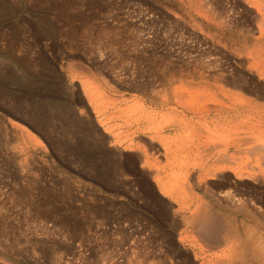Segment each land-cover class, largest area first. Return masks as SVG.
<instances>
[{"label":"rangeland","instance_id":"rangeland-1","mask_svg":"<svg viewBox=\"0 0 264 264\" xmlns=\"http://www.w3.org/2000/svg\"><path fill=\"white\" fill-rule=\"evenodd\" d=\"M260 43L264 0H0V264H194L189 173L264 215ZM202 74L256 108L222 115Z\"/></svg>","mask_w":264,"mask_h":264},{"label":"bare ground","instance_id":"bare-ground-1","mask_svg":"<svg viewBox=\"0 0 264 264\" xmlns=\"http://www.w3.org/2000/svg\"><path fill=\"white\" fill-rule=\"evenodd\" d=\"M255 56L254 58V65H256L257 69L259 70V72H261V74H264V44H259L257 50L255 51ZM257 61V62H256ZM209 63V62H207ZM216 64V63H215ZM217 65V64H216ZM219 66V65H218ZM203 67V66H202ZM210 67V66H209ZM215 67V66H214ZM205 68V67H204ZM203 68V69H204ZM215 69V68H214ZM202 70V69H201ZM209 70V69H208ZM185 71V70H184ZM222 72V71H221ZM165 73V72H164ZM170 73V72H169ZM168 73V74H169ZM172 73V72H171ZM193 73V72H192ZM216 73V72H215ZM167 74V76H168ZM197 74V73H196ZM221 74V73H220ZM183 77L186 75L184 73L180 74ZM188 75V74H187ZM186 75V76H187ZM203 75V74H202ZM201 76L202 80L203 78L205 79L204 75ZM166 76V75H165ZM164 76V77H165ZM175 75L173 74V77ZM189 76V75H188ZM215 76V75H214ZM220 76V75H218ZM262 76V75H261ZM207 77V75H206ZM210 77V76H209ZM225 77V76H224ZM179 78V77H177ZM217 78V77H216ZM220 80H222L221 82H223L222 79L223 77H218ZM171 79V78H170ZM168 80V83L171 80ZM176 79V78H175ZM195 79V78H194ZM210 80V78L207 77V80ZM215 79V77H214ZM216 80L212 83H210V81H206L201 82L200 84V91L203 92V88H204V92L209 91L208 94H210L211 92H219L217 93V97L216 99H214L215 101H217L218 103H216L217 105H219L218 109L216 110H221V114H227V112H235L237 114V116L235 115V117H240L243 113L244 110L246 108V106L249 107V111L252 112L253 109L256 108V103H254V100H243L242 96L235 94V92H232L228 89H226L229 85L226 86V88H223L222 86H220V81ZM228 79V78H227ZM189 80V78H188ZM187 80V81H188ZM229 80V79H228ZM172 81L173 78H172ZM185 81V80H184ZM191 81V79H190ZM189 81V82H190ZM213 81V80H212ZM176 82V81H175ZM179 82V81H178ZM182 82V81H181ZM195 82V80H194ZM209 82V83H208ZM226 84L229 82H227V80H225ZM223 82L222 85L225 83ZM231 82V81H230ZM193 84V82H191ZM199 83V82H196ZM236 83V82H235ZM234 83V84H235ZM173 84V83H172ZM171 84V85H172ZM177 84V83H176ZM183 84V83H182ZM191 84V85H192ZM238 84V83H237ZM236 84V85H237ZM175 85V83H174ZM184 85V84H183ZM190 85V84H189ZM168 86H170L168 84ZM187 86V85H186ZM194 86V85H193ZM192 86V88H193ZM198 86V85H197ZM235 86V85H234ZM163 87V85H162ZM172 87V86H170ZM169 87V88H170ZM196 87V86H195ZM231 87V86H230ZM234 88V87H232ZM240 88V87H239ZM166 89V88H165ZM175 89V88H174ZM195 89V88H194ZM194 89H193V95H194ZM198 89V91H199ZM197 90V89H196ZM207 90V91H206ZM213 90V91H211ZM235 90V89H234ZM197 91V92H198ZM236 91V90H235ZM238 91V90H237ZM236 91V92H237ZM178 93V92H177ZM191 93V94H192ZM196 93V92H195ZM200 93V92H198ZM197 93V94H198ZM215 93L213 96H215ZM238 93V92H237ZM241 93V92H240ZM164 94V91H163ZM179 94V93H178ZM203 94H207V93H203ZM177 95V94H176ZM164 96H167V94ZM180 96V95H179ZM195 98H199L200 96H202V94H200L199 97H196V95H194ZM204 96V95H203ZM176 100H178V103L175 104H179L181 102V98H178V96H176ZM181 97H183L181 95ZM208 97V96H207ZM206 97V98H207ZM166 98V97H165ZM171 98V97H170ZM174 98V97H173ZM172 98V99H173ZM205 98V99H206ZM210 98V97H209ZM207 98L206 101L209 99ZM214 98V97H212ZM205 99L203 101H205ZM166 100V99H165ZM170 100V99H169ZM212 100V99H211ZM214 100H212L213 102H215ZM171 101V100H170ZM202 101V100H201ZM205 101V102H206ZM210 101V100H209ZM251 101V102H250ZM254 101V102H253ZM166 102V101H165ZM165 102H160V103H165ZM193 102V101H192ZM167 103H168V98H167ZM170 103V102H169ZM194 103V102H193ZM203 103V102H201ZM200 103V104H201ZM210 103V102H209ZM212 103V102H211ZM256 104L254 107L252 108V106L254 104ZM181 104V103H180ZM199 104V105H200ZM203 104H208V102L203 103ZM174 105V103H173ZM213 105V103H212ZM252 105V106H251ZM164 106V105H163ZM168 106V105H167ZM165 104V107H167ZM171 106V105H170ZM215 106V105H214ZM213 106V107H214ZM187 106L185 105V108ZM197 107V106H196ZM201 107V105H200ZM207 107V106H206ZM209 108L210 110H215V108H217V106L213 109ZM163 108V107H161ZM188 108V107H187ZM203 109L208 110V108H204ZM201 108V109H202ZM258 109V108H257ZM200 110V109H199ZM261 110V109H260ZM190 110H187L188 113ZM198 111V109H197ZM201 113L203 110H200ZM262 111V110H261ZM193 112V111H192ZM206 112V111H205ZM254 112V111H253ZM256 112H258L256 110ZM255 112V113H256ZM196 113V112H195ZM194 113V114H195ZM200 113V112H199ZM204 113V111H203ZM202 113V114H203ZM260 114V112H258ZM262 113V112H261ZM205 115V113H204ZM209 115V114H208ZM258 115V114H257ZM194 116H200L198 115H194ZM216 116V114H215ZM255 116V115H253ZM203 117V116H202ZM210 117V116H209ZM213 116H211L212 118ZM227 117V116H226ZM226 117L222 116V120H224ZM233 117V116H232ZM244 117V116H243ZM193 118V117H192ZM191 118V119H192ZM197 118V117H196ZM219 118V117H218ZM231 118V117H230ZM229 118V119H230ZM242 118V117H241ZM247 117H245L246 119ZM249 118V117H248ZM264 118V117H263ZM199 119V118H197ZM214 121V118H212ZM234 119V118H233ZM237 119V118H236ZM235 119V120H236ZM257 119V118H256ZM262 119V118H260ZM258 117V120H260ZM220 120V119H219ZM234 120V121H235ZM242 120V119H241ZM241 120L239 121L240 123ZM244 120V119H243ZM249 119H247L246 121H248ZM252 120V122L255 120V118L253 117V119H250V121ZM216 121V120H215ZM226 121V120H225ZM225 121H223V123H225ZM248 121V123L250 122ZM263 121V120H261ZM221 122V121H220ZM218 122V123H220ZM230 122H232V118L231 121L228 122L229 125ZM239 122L237 123L238 125ZM251 122V123H252ZM255 122V121H254ZM253 122V123H254ZM258 121L256 120L255 123H257ZM214 123V122H213ZM223 123L221 124V126L223 125ZM236 123V122H235ZM245 124H247L244 121ZM242 123V125L244 124ZM254 123V124H255ZM261 123V122H258ZM237 124H235V126H237ZM263 124V123H261ZM226 125V124H225ZM249 125V124H248ZM257 126H259L258 124H256ZM234 126V128H235ZM252 126V125H250ZM224 128V126H222ZM232 127V126H231ZM238 127V128H237ZM236 129H239V126H237ZM241 127V126H240ZM233 128V127H232ZM232 129V131L234 132L235 129ZM231 130V129H229ZM259 130V129H258ZM236 132H239L236 131ZM235 132V133H236ZM250 132V131H249ZM260 132V131H259ZM241 133V132H240ZM262 133V130H261ZM234 134V133H232ZM240 135V134H239ZM239 135L236 133L235 136H237L239 139ZM210 136V135H209ZM234 137V136H233ZM232 137V138H233ZM237 138V139H238ZM242 138V137H241ZM241 140V139H240ZM245 140V139H244ZM251 140V139H250ZM227 143V142H226ZM235 143V140H234ZM236 143L237 140H236ZM234 144L238 147V145L240 144ZM242 143V141H241ZM254 144V145H253ZM249 143V145H252L251 147V153H258L260 151H262L259 145L255 146V143ZM241 145V144H240ZM243 145V143H242ZM168 146V145H167ZM248 146V145H247ZM255 146V147H254ZM165 147V146H164ZM249 147V148H250ZM245 148V147H244ZM248 148V149H249ZM169 149V148H167ZM166 149V150H167ZM239 149V148H238ZM165 150V151H166ZM170 150V149H169ZM167 150V151H169ZM240 150V149H239ZM166 151V152H167ZM170 152V151H169ZM211 152V151H210ZM209 152L210 155H213ZM214 152V151H213ZM263 153V152H261ZM264 154V153H263ZM222 156V154H221ZM219 156H217L218 158ZM215 158V157H214ZM264 159V158H263ZM215 160V159H214ZM211 160V161H214ZM231 160H229L230 162ZM203 162V161H202ZM217 162V161H216ZM231 163V162H230ZM216 163H213L212 165L214 166ZM227 164V163H226ZM221 164H219L220 166ZM225 165V164H224ZM222 165V166H224ZM216 166V165H215ZM218 166V164H217ZM218 166V167H219ZM221 166V168H222ZM226 166V165H225ZM224 166V168H225ZM217 167V168H218ZM220 168V169H221ZM212 169V168H210ZM206 170L209 171V169H203V171L205 173L202 172H198L199 174H196L197 177L194 174V180L195 182L198 180L199 182L203 181L204 179L208 178L210 179L211 176L213 177H218L217 175H215V171L213 172V174H206ZM213 170V169H212ZM226 170L223 169L222 172ZM207 171V172H208ZM221 171V170H220ZM239 171V170H236ZM212 172V171H211ZM219 172V171H218ZM226 172V171H225ZM240 172V171H239ZM168 173V172H167ZM220 173V172H219ZM229 174V173H228ZM227 174V175H228ZM242 174V172H241ZM240 174V175H241ZM226 175V174H225ZM168 176V175H167ZM170 176V175H169ZM193 173H189L186 176L182 177L177 182H179V184H176L174 186H178L176 187L177 190L175 192L176 195V200H177V206L179 208V212L182 218V221L185 225H187L191 231V244L193 246V256H194V264H264V215H260L258 213V210L255 211L257 209L256 205H254L253 203L255 202H251L249 199H247L245 197V195H243L242 190H238L237 187L236 189H231L228 188V186L230 185H225V184H220V182L218 184L219 185V190L217 192H213V191H208V189L206 190L203 186V188L205 189V191H198L196 189V187L194 188V186L189 185L188 181H190V179L192 178ZM235 176V175H234ZM243 176V174H242ZM241 176V178H242ZM251 176V175H250ZM210 177V178H209ZM227 177V176H226ZM233 177V176H232ZM223 178H225L223 176ZM240 178V177H238ZM237 178V179H238ZM167 179V178H166ZM229 179V178H227ZM226 179V180H227ZM231 179V178H230ZM234 179V178H233ZM236 179V178H235ZM243 179V178H242ZM241 179V180H242ZM217 180V179H216ZM224 180V179H223ZM168 181V180H167ZM166 181V182H167ZM205 181V180H204ZM210 181V180H209ZM239 181V180H238ZM165 182V183H166ZM207 182V181H206ZM218 182V181H217ZM225 183V181H223ZM232 179L230 184L232 183ZM209 183V182H208ZM222 183V182H221ZM215 184L217 185V183L215 182ZM214 184V185H215ZM227 184V183H226ZM196 185V183H195ZM205 185V182H204ZM212 185V184H211ZM172 186V185H171ZM207 188V184L205 185ZM218 186V185H217ZM232 186V185H231ZM237 186V183H236ZM163 187V186H162ZM168 187V186H167ZM234 187V186H233ZM240 187V186H239ZM171 188V187H170ZM200 188V187H199ZM201 188V189H203ZM209 188V186H208ZM218 188V187H216ZM203 189V190H204ZM210 190V189H209ZM216 190V189H214ZM244 191V190H243ZM249 192V191H248ZM247 193V192H246ZM168 194V193H167ZM249 194V193H248ZM245 197V198H244ZM252 197V195H251ZM250 197V198H251ZM255 199V198H254ZM253 199V200H254ZM259 199V198H258ZM257 201V200H256ZM258 203L260 202L257 201ZM256 202V203H257ZM256 207V208H255ZM261 207V206H260ZM259 207V209H260ZM263 207V206H262ZM261 207V208H262ZM262 211V210H259ZM262 213V212H261ZM264 214V212H263ZM263 216V217H262Z\"/></svg>","mask_w":264,"mask_h":264}]
</instances>
